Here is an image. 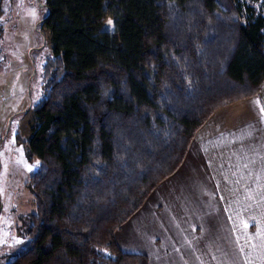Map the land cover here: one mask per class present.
<instances>
[{"label":"trees","instance_id":"1","mask_svg":"<svg viewBox=\"0 0 264 264\" xmlns=\"http://www.w3.org/2000/svg\"><path fill=\"white\" fill-rule=\"evenodd\" d=\"M29 243L8 264H150L117 233L221 108L264 87V0H44ZM0 0V42L4 35ZM114 21V31H103ZM3 204L0 200V214Z\"/></svg>","mask_w":264,"mask_h":264},{"label":"crops","instance_id":"2","mask_svg":"<svg viewBox=\"0 0 264 264\" xmlns=\"http://www.w3.org/2000/svg\"><path fill=\"white\" fill-rule=\"evenodd\" d=\"M264 87L218 110L117 233L150 264H264ZM24 140V139H22Z\"/></svg>","mask_w":264,"mask_h":264},{"label":"rangeland","instance_id":"3","mask_svg":"<svg viewBox=\"0 0 264 264\" xmlns=\"http://www.w3.org/2000/svg\"><path fill=\"white\" fill-rule=\"evenodd\" d=\"M4 35L0 42V264H8L29 243V218L36 212L26 187L38 169L20 139L37 126L31 104L42 94V63L50 51L48 30L38 31L48 15L44 0H1ZM111 20L113 23L108 24ZM103 31L113 32L109 19ZM31 169V170H29Z\"/></svg>","mask_w":264,"mask_h":264},{"label":"snow or ice","instance_id":"4","mask_svg":"<svg viewBox=\"0 0 264 264\" xmlns=\"http://www.w3.org/2000/svg\"><path fill=\"white\" fill-rule=\"evenodd\" d=\"M113 22L111 20L108 21V24L111 25ZM262 111H264V109H262ZM31 170V169H29Z\"/></svg>","mask_w":264,"mask_h":264}]
</instances>
